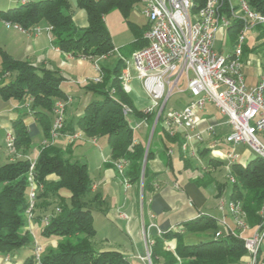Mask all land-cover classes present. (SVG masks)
I'll return each mask as SVG.
<instances>
[{"label":"trees","instance_id":"obj_1","mask_svg":"<svg viewBox=\"0 0 264 264\" xmlns=\"http://www.w3.org/2000/svg\"><path fill=\"white\" fill-rule=\"evenodd\" d=\"M245 1L251 10L264 14V0ZM21 2L5 11L0 10V19L24 29L45 22L52 27L51 34L55 45L61 52L69 53L75 58H95L111 54L114 46L104 23V16L117 10L130 23L129 13L142 4V0H76V7L85 11L87 19L85 27H77L72 21L69 0ZM204 2L205 0H191L192 11H197ZM130 24L134 41L123 50L129 57L145 46L143 35L147 28V25L136 28ZM242 25V21L236 19L226 29L231 45ZM257 31V40H264V27L258 25ZM254 50V46L247 43L243 46L244 55ZM122 58H117L112 68L100 66L103 73L100 83L89 81L85 85L88 91L102 98L85 106L77 124L78 129L88 137H105L111 160H125L126 177L134 183L139 180L146 144L136 141L128 117L145 119L148 126H151L150 119L156 112L144 115L135 108L130 96L124 91L121 85V71L125 66ZM62 81V76L57 72L13 59L0 48V100L28 104L29 111L37 118L45 138L49 137L54 101L67 100L61 88ZM124 108L129 111L124 113ZM160 117L162 119V115ZM161 119L159 118L156 126ZM11 128L15 150H26L31 143V137L22 115L12 122ZM163 137L168 145H176L180 149L178 134L172 137L164 133ZM204 152L206 149L199 152V155ZM151 155L149 146L146 161ZM183 159L187 164L189 160L184 157ZM222 164V161L213 158L206 161L211 170ZM29 166L28 159H16L0 165V254L3 255L21 249L33 251L34 248L24 215L29 189ZM229 175L233 181H230L228 197L241 202L248 225L255 227L261 221L258 212L264 206V159L255 156L244 165L236 162L230 166ZM33 178L41 186L36 195L35 220H41L44 216L49 220L47 226L39 221V236L47 242H56L55 251L49 247L45 249L40 264H130L118 251H98L93 247L92 240L96 234L92 224L93 207L85 199L91 192L93 182L86 164L69 161L64 158L61 149L50 144L39 151ZM143 178L144 201L145 191L151 182L147 164ZM203 178L200 180L203 181ZM201 181L196 180V183L200 186L216 183L214 179L207 183ZM224 187L225 184L216 183L217 197L222 194ZM62 191L68 192L69 197L61 196ZM94 197L100 200L99 196ZM183 226V232L167 230L153 240L149 248L151 264H237L246 253L239 237L230 233L219 238L213 237L217 224L210 216H200ZM189 232H211L212 237L196 244H186L183 235ZM171 241H174V246L169 249L166 243ZM258 263H264V238L258 252ZM21 264H36L34 255L26 257Z\"/></svg>","mask_w":264,"mask_h":264},{"label":"crops","instance_id":"obj_2","mask_svg":"<svg viewBox=\"0 0 264 264\" xmlns=\"http://www.w3.org/2000/svg\"><path fill=\"white\" fill-rule=\"evenodd\" d=\"M24 1L28 2L29 0ZM74 5L75 7L73 8ZM74 5L71 6L72 21L77 27H85L87 25L85 11L76 7V0ZM0 21L2 20L0 19ZM108 21L109 17L105 15L104 23L107 31ZM4 26L5 28L2 29L0 42V48L3 51L13 59L27 61L34 66L45 67L57 72L63 78L61 88L67 97L65 113L68 105L71 107L70 113H72L69 120L65 114L63 131L54 140L53 145L65 151L70 160L86 164L93 182L90 195H98L102 200L100 206H93L97 216L92 215V224L96 231L94 238L98 241V251H118L127 258L130 264H148V261L144 260L147 249L145 236H147L149 242H152L162 232L167 230L183 232L184 223L197 219L200 216H210L215 219L217 230H219L222 227L219 220L223 219L225 215L226 223L231 228L235 227L232 218L227 212L220 211L217 207L218 198L223 197L229 199V193L227 194L225 192V187L222 194L219 197L216 196V183L222 184L217 179L219 178L218 174L217 176L215 175L216 178L214 179L216 183H211L206 186L198 185L196 183V177L199 176L197 173L199 170L195 169V166L198 167L193 162L195 157L191 155L190 150L184 152L181 146L179 149L176 145H168L161 131L157 132L155 148H151L150 146L152 155L147 161V170L151 182L145 191L144 201L141 204L140 185L130 181L126 184L122 181V177L117 173L115 166L112 164L105 137H103L106 143L104 149L97 143L96 137H88L80 129H75V123L72 119L79 118L83 114L85 106L89 102L94 101L92 100L93 92L85 88L89 80L96 76L92 61L88 58H75L69 53L61 52L53 41L51 31L45 30L48 26L45 22H40L36 25L42 28L41 33L36 35L26 34L14 27H7L5 22ZM258 34V31L252 32L247 39L248 42L251 41L250 46H254L255 49L248 55L255 56L257 58L256 61H260L264 55V45L261 44L262 40H257ZM133 41L134 38L127 43H119L117 46L112 45L118 55L126 59L121 51ZM108 60L109 58L102 61L104 63H101L100 66L112 68L113 66L106 64ZM245 67L252 73L250 76L252 80L246 82L247 85L255 84L258 78L259 62ZM129 74L130 83L129 91L127 92L128 95L137 109H147L150 106V101L142 89L141 81L136 77L131 66L129 67ZM245 80L247 81L246 74ZM72 81L77 85V89L81 90L83 88L82 96H77L76 98L72 95L74 93V88L70 85ZM66 85H70L69 90L66 89ZM94 95L97 94L94 93ZM187 96L186 103L189 101V95L187 94ZM20 115L23 116V122L30 137L32 132L37 133L38 128L41 129L33 112L29 111L28 104H21L12 100L8 102L0 100V135H4L3 137H5L8 132H11L12 122ZM200 116L203 120L198 124V129H203L207 122L214 123L216 125V134L214 140L205 138L201 143L191 141L190 147L193 148L196 157H200L199 152L206 149V151H210L211 153L209 158L222 161L223 164L217 166L216 170L222 166L226 168L225 161L216 157V154H225L230 150L229 146L223 142L224 136L230 130L226 124V117L220 115L212 105H207L205 111ZM132 120H134V123L131 122ZM128 122L132 127L136 141H143L146 144L150 131L146 120L135 119L130 116L128 117ZM134 126H137V128L133 129ZM177 134L180 136L179 142L181 144L184 140L185 132L180 130ZM43 140L44 136L42 133L41 143L36 148L31 150L32 146L30 144V149L28 147L26 150L16 151V155L4 153L3 160L1 161L4 164L21 158H35L41 149ZM214 142L215 144L212 147ZM76 143L79 144L77 146L88 148L87 152L91 153V157L88 158L84 154L75 152L73 146ZM239 146L246 147L244 145H238L235 148L236 152ZM168 149L171 150V153H168ZM183 157L189 160L188 165L184 162ZM244 159L248 161L250 158L243 151L241 154L238 153L236 162L244 165L247 162L242 163ZM124 168H127V165ZM200 168L210 170L211 174H214L212 172L213 170L208 168L206 163L202 164ZM60 195L65 198L69 197L66 191H62ZM39 221L40 219L35 220L32 225V230L36 238L40 232ZM253 228L250 227L249 231H246L247 234L245 236L250 235ZM211 237V232H189L183 235V240L186 244H196ZM37 240L43 246L52 243V241L48 243L41 237L40 239L37 238ZM141 243H143V252L139 248ZM166 245L167 248L172 249L174 241L166 243ZM135 246L137 247L136 250L134 249ZM32 253L33 251L30 252V255ZM6 257H8L7 261H5ZM23 260L20 250L6 255L0 254V264H21ZM246 261L247 255H244L237 264H245Z\"/></svg>","mask_w":264,"mask_h":264},{"label":"built area","instance_id":"obj_3","mask_svg":"<svg viewBox=\"0 0 264 264\" xmlns=\"http://www.w3.org/2000/svg\"><path fill=\"white\" fill-rule=\"evenodd\" d=\"M191 7V0H142L140 12L147 20L143 35L146 44L134 51L129 60L122 58L125 64L121 74L122 86L126 92L129 91L131 66L150 101L147 109L151 111H159L174 92L187 93L189 101L183 108L170 109L166 114L162 110L158 115H162L161 121L171 136L180 130L185 132L182 149L185 152L190 150L195 158L191 141L201 143L205 138L214 140L216 134L214 123L207 122L203 129H198V124L203 120L200 114L207 105H212L220 115L226 117V124L230 128L223 138L230 150L225 154H216L225 161L227 170L238 159L235 151L238 145L246 146L257 157L264 159V143L260 138H264V55L260 61H256L255 56L243 54L248 36L257 31L258 25L264 27V14L251 10L245 0H205L197 11H192ZM236 19L241 20L243 25L236 33L231 49L223 54L215 49L217 36L220 30L227 29ZM6 26L26 34L36 35L42 31L38 26L29 29L9 23ZM51 29L50 25L45 28L46 31ZM113 52L117 53L116 49ZM106 57L107 54L91 58L96 73L94 83L101 81L102 71L98 62ZM118 57L121 58L120 55ZM256 62H259L257 81L247 85L243 68ZM66 103V100L54 101L49 140L44 143H53L60 135L64 127ZM13 140L11 132H8L5 141L8 152L14 155ZM29 162V189L24 215L31 232L36 215V195L41 186L33 180L35 162L31 159ZM119 162V168L123 167L124 161ZM228 178L233 181L229 174ZM217 204L220 211H226L234 220L235 227L231 228L226 223L224 215L219 220L222 227L214 232L213 237L230 233L241 238L247 255L245 264H264L258 263V252L264 238V206L258 212L260 223L250 235L245 236L236 231L237 228L241 231L250 229L241 202L221 197ZM48 221L46 216L40 220L44 226L48 225ZM42 249V244L35 237L33 253L36 264L41 262ZM7 260L8 257L5 258Z\"/></svg>","mask_w":264,"mask_h":264},{"label":"rangeland","instance_id":"obj_4","mask_svg":"<svg viewBox=\"0 0 264 264\" xmlns=\"http://www.w3.org/2000/svg\"><path fill=\"white\" fill-rule=\"evenodd\" d=\"M29 1H37V0H29ZM21 3V0H0V10H7L9 8H12L14 6H17L18 4ZM70 3H71V6L74 5L75 3V0H70ZM75 7V5L73 6V8ZM141 8V5L138 7V8H135L133 9L129 15H128V20L130 23H132L134 26L133 27H143V25H146L147 24V20L146 18L141 14L140 12V9ZM106 17H109V21H108V32H109V35L111 37V42L114 46H117L119 43H127L129 42L130 40H132L135 36H134V33H133V29H132V25L130 23H128L122 16L121 14L117 11V10H112L110 11ZM9 23V22H5V25ZM11 24V23H9ZM12 25H16V24H12ZM18 26V25H17ZM20 27V26H18ZM5 26H4V22L3 21H0V42H1V34H2V29H4ZM22 28V27H21ZM24 29V28H23ZM18 30V29H17ZM146 31V30H145ZM248 42V41H246ZM248 44L250 45L251 44V41L248 42ZM215 49L218 50V51H221L223 54H227V52L231 49V44H230V40H229V33L227 32V30L224 28L222 30L219 31V34L217 36V39H216V42H215ZM122 54L125 56V58L127 60H129L130 57H128L129 55L125 54L124 52L125 51H121ZM120 52V53H121ZM127 56V57H126ZM117 57H118V53L116 52H112L111 54H107V57L106 59L109 58V60L107 61L108 63V66H113L115 64V62L117 61ZM87 58V57H86ZM92 57H88V59L91 60ZM106 59H102L100 60L98 63L101 64V63H104L102 61H105ZM92 61V60H91ZM93 65V63H92ZM102 71V70H101ZM243 73L246 74L247 76V81L246 82H250V80H252L250 78L251 76V72L249 71V69H246V67L243 68ZM102 77H103V73L101 75V80H102ZM95 77H93L92 79H90L89 81L90 82H93V79ZM101 82V81H100ZM99 82V83H100ZM94 83V82H93ZM74 90H73V96L77 98V96H82L83 95V88L81 90L77 89V85H75L74 81H72V83L70 84ZM70 85H66L65 87H67L66 89L69 90V87ZM121 85H122V82H121ZM123 87V86H122ZM183 87V86H182ZM124 89V88H123ZM125 91V89H124ZM126 92V91H125ZM127 93V92H126ZM92 100H96V99H101L102 97L99 96V95H94V93H92ZM187 93H178V92H174L167 100L166 104H165V109H164V114H166L170 109H180L187 101ZM134 104V103H133ZM135 106V105H134ZM66 107V106H65ZM135 108L137 109V107L135 106ZM70 109L71 107L68 105L67 106V110H66V113L64 112V114H66L68 120L70 119L71 117V113H70ZM138 110H141V109H138ZM129 110L127 108H124V113H127ZM143 112L144 115H147V114H150L152 112H156L155 115H153V117H151V121H152V125L149 126V130L151 131V128L155 122V120L157 119L158 117V120L159 118L161 119V115H158V111L157 110H148V109H144V110H141ZM77 119L78 117H76L75 119H72L73 122L75 123V129H78V124H77ZM76 120V121H75ZM145 120V119H144ZM157 120V122H158ZM132 123H134V120L131 121ZM156 122V124H157ZM154 126V129L152 130V134H151V137H150V142H149V146H151V148H155V140H156V135H157V132L158 131H161L163 133V136H164V133L170 135L168 133V130L167 128L163 125L162 121H159L158 125ZM39 127V126H38ZM51 127V125H50ZM38 132L35 133V132H32V135H31V150H33V148H36L37 145H39L41 143V140H42V131L40 128H38ZM150 131H149V134H148V138H149V135H150ZM50 132V130H49ZM138 132V131H137ZM154 133V134H153ZM2 136V137H1ZM4 135H0V165L3 164V155L4 153H9L8 152V147H7V144H6V141H5V137H3ZM171 136V135H170ZM173 137V136H172ZM96 139H97V143L100 145L101 148H104L105 149V146H106V143L104 142L103 140V137L102 136H96ZM49 140V137L48 138H45L44 137V140L42 142V146H41V149L45 146H48L50 144H53V143H44V141H48ZM261 140L263 141L264 143V138L261 137ZM182 143L180 144L181 146V149H182ZM79 145L78 143H76L73 147H74V150L75 152H77L78 154H84L86 155L88 158L91 157V153L87 152V149L88 148H84V147H80V146H77ZM148 146V148H149ZM15 149V148H14ZM30 149V147H29ZM40 149V150H41ZM39 150V151H40ZM183 150V149H182ZM237 152L239 154H241L243 151L245 152L246 156H249V158H253L255 157L256 155L250 150L248 149L247 147H242V146H239L237 147ZM16 150H14V155H16ZM94 151V150H93ZM92 151V152H93ZM97 151V149H96ZM148 151V150H147ZM169 151V149L167 150ZM63 152V156L64 158L68 159L69 161L73 162L72 160H70L67 156V154L65 153V151H62ZM185 152V151H184ZM12 154V153H11ZM39 154V152H38ZM37 154V155H38ZM145 156V154H144ZM146 156H147V152H146ZM200 156V155H199ZM211 156V153L210 151H206L204 152L200 157H197L193 160L194 164L197 165L198 167L195 166V169L196 170H199L197 173L199 176L196 177V180L198 181H201L200 179L203 178V181H201L202 183H207L208 180H212V179H215V175L217 176L218 174V181H220L222 184H225V192L228 194L230 192V189H231V184H230V181H229V178H228V174H229V171H227V169L225 168V166H222L220 169L216 170V167L213 168L212 172H214V174H211V171L210 170H205V168L201 169L200 166H202V164H205L206 161L208 160V158ZM2 158V159H1ZM36 158H21V159H28L33 162H36ZM144 159V157H143ZM93 160V159H92ZM120 161V160H119ZM119 161H112V164L115 166L116 170H117V173L122 177V181L124 183L127 184V182L129 181L128 178L126 177V173H127V168H124L127 164V162L125 160L124 161V166L119 168V165H120V162ZM243 162L242 163H245L247 161V159L245 160H242ZM35 164V163H34ZM147 164V161L145 162V165ZM145 165H144V168H145ZM144 168H143V161H142V168H141V173H140V176H139V180H137V182H134V183H137L138 185H140L141 187V204L143 202V197H142V184H143V172H144ZM125 170V171H124ZM210 171V173L208 172ZM214 175V176H213ZM34 180V178H33ZM35 182V180H34ZM91 193V192H90ZM94 196H98V195H93L91 196L90 194L85 198L86 200L89 201L90 205L93 207V206H98L101 204V198L100 200L97 198V197H94ZM100 201V202H99ZM217 202H218V199H217ZM218 205V204H217ZM92 215H96V212L95 210L93 209L92 211ZM233 220V219H232ZM246 223H247V220L245 219ZM233 224H234V220H233ZM33 225V224H32ZM235 225V224H234ZM249 226V225H248ZM250 227V226H249ZM238 233H241L242 235H245L247 234L246 231H249V229L245 230V231H241L239 228H237L236 230ZM32 238H33V242H34V238L36 237L35 233L33 232V230L31 229V232H30ZM146 237V242H147V249H146V256L144 258V260H147L148 261V264H151L150 262V251H149V248H150V245L152 244V242H149L148 241V238L147 236ZM38 239H40V237L38 236L37 237ZM49 243V241H48ZM92 244H93V247L97 250L98 248V241L96 240V238H94L92 240ZM43 246V245H42ZM51 248L53 249L52 251H55L56 250V242L55 241H52V243L50 244H47L46 246H43V249L41 251V254L44 253L45 249L46 248ZM139 248L141 249V252H143V243L140 244ZM134 249L136 250L137 247L135 246ZM20 252L22 253V259H25L26 256L30 255V250L28 249H21ZM32 255H34V253H32ZM246 255V253H245Z\"/></svg>","mask_w":264,"mask_h":264},{"label":"water","instance_id":"obj_5","mask_svg":"<svg viewBox=\"0 0 264 264\" xmlns=\"http://www.w3.org/2000/svg\"><path fill=\"white\" fill-rule=\"evenodd\" d=\"M164 106H165V103H164V104L162 105V107L159 109L158 114L164 109ZM157 120H158V117H157V119L155 120V122H154V124H153V126H152V128H151L150 135H149L148 141H147V143H146V147H145V156H144V159H143V168H144V165H145V162H146V152H147V150H148V146H149V142H150V137H151V134H152V130L154 129V126H155Z\"/></svg>","mask_w":264,"mask_h":264}]
</instances>
